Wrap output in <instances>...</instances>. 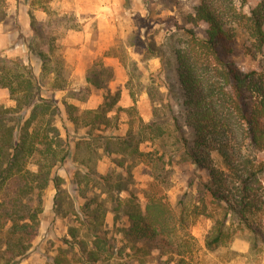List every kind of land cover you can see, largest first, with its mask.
<instances>
[{
  "label": "trees",
  "instance_id": "trees-1",
  "mask_svg": "<svg viewBox=\"0 0 264 264\" xmlns=\"http://www.w3.org/2000/svg\"><path fill=\"white\" fill-rule=\"evenodd\" d=\"M196 1L182 23L174 16L162 21L170 23L162 43L151 36L142 40L145 60L159 59L160 79L151 76L144 83L137 61L123 46L117 48L130 97L145 92L154 104L151 120L140 118L136 129L131 122L124 136L113 133L121 92L111 89L112 66L93 63L85 76L88 85L71 94L85 103L93 89L102 90L97 108L67 101L61 108L53 95H44L41 79L51 56L41 45L26 42L43 63L40 77L22 59L0 57V89L14 102L11 107L0 102V264L26 258L51 186L54 217L68 221L70 239L60 240L46 264H188L201 250L191 233L200 216L212 219L203 247L207 253L228 247L237 233L249 234L251 251L264 247V160L259 158L264 68L243 71L232 59L239 35L248 56L264 52V0L249 13L246 0ZM7 15V0H0V23ZM38 24L31 15V29L42 37ZM202 24L206 29L198 33ZM50 74L55 91L68 89L60 71ZM144 143L154 149L142 151ZM103 157L112 164L105 174L99 171ZM182 163L206 172L207 179L196 175L188 183L196 193L186 191L172 205L167 192L174 165ZM139 165L150 178L143 190L145 206L135 192L133 168ZM109 213L112 230L106 225Z\"/></svg>",
  "mask_w": 264,
  "mask_h": 264
},
{
  "label": "rangeland",
  "instance_id": "rangeland-1",
  "mask_svg": "<svg viewBox=\"0 0 264 264\" xmlns=\"http://www.w3.org/2000/svg\"><path fill=\"white\" fill-rule=\"evenodd\" d=\"M246 1L245 11L249 13L258 0ZM196 4V0H7L8 15L0 23V57L20 58L26 64H30L36 75L40 77L43 63L29 50L26 42L34 40V43L41 45L43 50L51 56L46 76L41 79L44 84V95L47 97L53 95L61 108H63V101L77 104L82 109L97 108L103 101L104 92L102 90L93 89L90 98L85 103L73 100L71 94L88 85L85 76L93 63L103 62L112 66L115 77L111 83V89L121 92L120 121L113 133L124 136L131 122L133 123L132 128L136 129L140 118L144 122L151 120L154 104L145 92L138 95L136 100L130 97L125 86L128 71L116 56V52L121 54L117 48L123 46L127 56L137 61L144 83H148L151 76L160 79L163 75L159 74V59L145 60L142 40L151 36L157 43H162L167 34L168 24H170L165 25L162 21L169 16H174L182 23L185 15L192 12ZM31 15L39 23L37 27L44 32L42 37H38L31 29ZM203 29H206L205 24L197 28V32L200 33ZM146 31L149 35L145 34ZM244 41V35H239L232 59L243 71L264 68V52L256 58L248 56L243 48ZM50 47L53 48L52 52H49ZM52 69L60 71L61 82L66 84L67 90L55 91L53 89L51 82L54 76L50 74ZM160 90L164 91V88ZM80 94L82 95L83 92ZM0 102L8 107L14 106L7 90L0 89ZM71 132L74 133L73 129ZM152 148L154 149V145L151 143H144L140 146L142 151H150ZM259 158L264 160V153L259 154ZM111 167L109 159L103 157L99 163V171L105 174ZM173 170V186L167 192L168 200L172 205L184 192L188 191L193 195L196 193V187H188L192 178L196 181V175L200 174L203 179H207L206 172L197 171L194 165L189 163L174 165ZM59 174L66 180L65 187L69 188L67 171L62 169ZM133 175L135 192L141 204L145 206L143 190L147 187L150 178L144 171L143 165L133 168ZM55 194L56 190L52 186L46 191L39 235L20 264H46V256L54 254V249L61 244L60 240L70 239L68 221L54 217ZM122 196L126 197L127 194L123 193ZM114 221V215L109 213L106 225L111 230ZM124 223V220H120L118 226L122 227ZM211 226L212 219L209 217L197 218L191 228V233L197 239L201 250L188 259V264H264V247L251 251V237L247 233H237L228 247L214 254L207 253L203 247ZM112 233L120 239L119 233L115 231ZM147 264L157 263L154 261Z\"/></svg>",
  "mask_w": 264,
  "mask_h": 264
}]
</instances>
